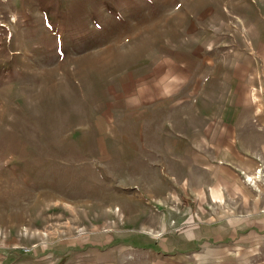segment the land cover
<instances>
[{
  "label": "rangeland",
  "instance_id": "1",
  "mask_svg": "<svg viewBox=\"0 0 264 264\" xmlns=\"http://www.w3.org/2000/svg\"><path fill=\"white\" fill-rule=\"evenodd\" d=\"M242 184L264 0H0V264H264Z\"/></svg>",
  "mask_w": 264,
  "mask_h": 264
},
{
  "label": "crops",
  "instance_id": "2",
  "mask_svg": "<svg viewBox=\"0 0 264 264\" xmlns=\"http://www.w3.org/2000/svg\"><path fill=\"white\" fill-rule=\"evenodd\" d=\"M242 192H241V197L244 198V197H247L248 198V201H249V198H251V202H252V198L254 197L255 200L257 201H260L261 199H263L264 201V191H252L251 189L247 188L245 189L243 184H242ZM245 189V190H244ZM243 201V199H242Z\"/></svg>",
  "mask_w": 264,
  "mask_h": 264
},
{
  "label": "bare ground",
  "instance_id": "3",
  "mask_svg": "<svg viewBox=\"0 0 264 264\" xmlns=\"http://www.w3.org/2000/svg\"><path fill=\"white\" fill-rule=\"evenodd\" d=\"M251 178V177H250ZM149 232L151 231V230H148ZM152 233V232H151ZM158 233H160V232H158ZM152 234H154V233H152Z\"/></svg>",
  "mask_w": 264,
  "mask_h": 264
}]
</instances>
